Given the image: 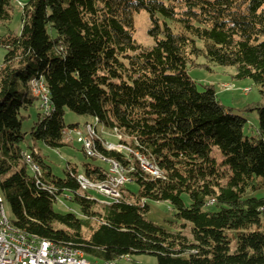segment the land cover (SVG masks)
<instances>
[{
	"label": "trees",
	"instance_id": "1",
	"mask_svg": "<svg viewBox=\"0 0 264 264\" xmlns=\"http://www.w3.org/2000/svg\"><path fill=\"white\" fill-rule=\"evenodd\" d=\"M141 10L150 15L151 46L134 39ZM11 17V1L0 0V22ZM20 23L19 33L0 37V192L15 227L100 264L140 254L156 264H264V194L254 195L264 190V103L247 106L258 126L246 136V119L187 73L198 57L232 66L264 99V0H27ZM33 85L47 90L49 112L38 113L32 139L69 146L65 132L77 124L64 123L65 108L90 116L125 148L96 137L93 155L82 142L81 150L116 162L137 191L120 186L119 198L99 203L79 176L103 184L109 170L84 163L80 172L68 162L59 176L23 146L22 112L36 100L45 108ZM61 196L78 213L56 211ZM148 201H168L191 239L148 219Z\"/></svg>",
	"mask_w": 264,
	"mask_h": 264
},
{
	"label": "rangeland",
	"instance_id": "2",
	"mask_svg": "<svg viewBox=\"0 0 264 264\" xmlns=\"http://www.w3.org/2000/svg\"><path fill=\"white\" fill-rule=\"evenodd\" d=\"M12 7V17L8 22H0V37L5 36L7 33H19L20 22H21V9L24 2L27 0H10ZM150 15L147 11L141 10L133 14V35L137 44L142 46H151L154 43L152 37L148 35V28L150 27ZM174 31H177L176 25L170 23ZM200 46L201 43L198 42ZM6 50L0 45V66ZM197 66L189 65L187 68L188 75L196 81L198 88L201 89L203 85L211 86L215 93L218 101L227 109H231L232 113L240 115L246 119V125L244 127V134L246 136L255 135L258 126V116L255 111L247 110V106H252L255 103L263 102L258 87L249 79H236L233 77L235 69L232 66L224 67L208 63L203 57H198L196 60ZM34 94L37 95L39 88L33 85ZM45 93L44 89L42 90ZM45 108H41V104L36 100L32 107L22 112L25 118L22 121V131L26 133L25 141L23 146L25 148L30 147L35 151H39L43 154L47 161L52 165L54 173L61 176L63 169L67 163H73L77 165L80 172L83 171V164L88 163L92 167H102L111 172V176L108 182L99 184L91 182L86 179L85 182H81L82 190L90 191V194L99 201V203H107V200L120 197V186L130 191H137V185L131 182H127L125 171L118 166L115 170L113 162H107L98 157H91L85 155L81 150L82 143L77 142L75 132L70 133L72 143L69 146H64L59 149H52L44 145L42 142L35 141L31 137L32 128L35 126L37 121L38 113H44ZM64 123L68 126L70 124H77L76 128L78 132L84 136V140H87V125L89 123L94 124L93 118L87 115L75 113L67 108L64 110ZM95 133L91 137L93 138H104V145L107 147H118V137L115 132H111L106 129H102L100 125L96 126ZM120 138V137H119ZM89 141V140H88ZM93 143V141H92ZM92 149L93 145L90 143ZM212 156L219 162L222 157L220 152L214 148L212 150ZM32 164V163H30ZM33 166V164H32ZM33 169V167H32ZM149 172L148 170H146ZM150 173V172H149ZM264 194V190L257 191L254 193L255 196H261ZM69 196H61L53 204V208L58 212H76L78 208L69 201ZM184 201L188 204L189 198L187 195H183ZM149 209L146 216L151 221L163 225L172 231H181L185 236L191 239L190 235V224L185 223L182 220H177L173 217L170 203L168 201H148ZM4 207L8 218L12 219L13 215L7 202H4ZM183 224H186L183 226ZM114 264H156V258L151 255H131L130 257L125 256L118 259Z\"/></svg>",
	"mask_w": 264,
	"mask_h": 264
},
{
	"label": "built area",
	"instance_id": "3",
	"mask_svg": "<svg viewBox=\"0 0 264 264\" xmlns=\"http://www.w3.org/2000/svg\"><path fill=\"white\" fill-rule=\"evenodd\" d=\"M43 89L44 86L39 85V90L41 91L39 94L47 110L49 105L47 104V98H45L42 92ZM89 126L91 132L94 134L95 130L91 129L90 124ZM73 131L76 133V140L83 143L77 136V128L67 130L65 132V140H72L70 133H73ZM86 152L90 155L88 150ZM145 167L151 174L149 165L145 163ZM117 168L115 167V170ZM79 178L81 179V176ZM7 225L4 210L0 208V264H88L83 261V252L81 250L56 249L54 246L38 243L32 237H18L16 234H5V226Z\"/></svg>",
	"mask_w": 264,
	"mask_h": 264
},
{
	"label": "bare ground",
	"instance_id": "4",
	"mask_svg": "<svg viewBox=\"0 0 264 264\" xmlns=\"http://www.w3.org/2000/svg\"><path fill=\"white\" fill-rule=\"evenodd\" d=\"M44 91H45V93H44L45 98H47V90L45 89V87H44ZM48 109H49V108H47V110H46L45 112H49ZM91 129L95 130V129L92 127V125H91ZM87 134H88V136H87V138H86L87 140H84V136H83L81 133H79V132H78V129H77V136H78V138H80V140L83 141L84 146H85V149L89 151L90 155H93V149H92L90 143L93 145L92 141H93L94 138H93L92 141H91V137H92L93 133L91 132V130H90V126H89V125H87ZM88 140H89V141H88ZM118 145H119L118 147H115V148L118 149V150L125 148V147H124L123 145H121V144H118ZM109 148H114V147H109ZM139 158H140V157H139ZM27 159H28V161H30L29 156H27ZM140 160H141V162H142L141 166H142V168H143L144 170H146V167H145V163H146V164L149 165V167H150V169H151V174H153V175L158 174L157 170H156L154 167H152V165H151L150 163H148V161H146V160H144V159H141V158H140ZM113 164L115 165V167H118V165H117L116 162H113ZM32 167H33V170H35V171H37V172L39 171L38 166H36V165L33 164ZM80 176H81L82 181L85 182V180H86L85 177L82 176V175H80ZM81 179L79 178L80 183L82 182ZM4 202H5V201H4V197H3L2 193L0 192V208L4 210V214H5V217H6V224H8L7 226H5V234H16L18 237H32V238L36 239V241H37L38 243H42L43 245L54 246V247H56V249H75V250H79V249L73 248V247L68 246V245H60V244H57V243H53V242H51V241H49V240L42 239V238H38V237H36V236L29 235V234H27V233L21 231L20 229H18L17 227H15V226L13 225L11 219L8 218V216H7V214H6V211H5ZM83 261H85V262L88 263V264H100V263H94V262L89 261V260L85 257L84 253H83ZM102 264H114V263H112L111 261H107V262H104V263H102Z\"/></svg>",
	"mask_w": 264,
	"mask_h": 264
},
{
	"label": "crops",
	"instance_id": "5",
	"mask_svg": "<svg viewBox=\"0 0 264 264\" xmlns=\"http://www.w3.org/2000/svg\"><path fill=\"white\" fill-rule=\"evenodd\" d=\"M83 176V175H82ZM139 264H142V263H139Z\"/></svg>",
	"mask_w": 264,
	"mask_h": 264
}]
</instances>
